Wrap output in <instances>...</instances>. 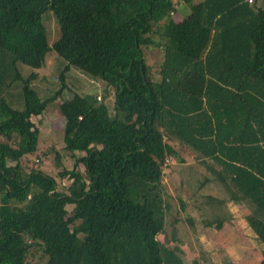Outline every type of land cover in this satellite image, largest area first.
I'll list each match as a JSON object with an SVG mask.
<instances>
[{
  "label": "trees",
  "instance_id": "trees-1",
  "mask_svg": "<svg viewBox=\"0 0 264 264\" xmlns=\"http://www.w3.org/2000/svg\"><path fill=\"white\" fill-rule=\"evenodd\" d=\"M259 3L0 0V264H30V250L44 254L45 264H185L180 248L159 240L171 210L161 179L170 158L184 162L180 151L204 170L196 193L214 184L264 226ZM47 13L57 27L52 45ZM51 51L67 64L59 90L42 100L32 86L36 73L21 67L40 69ZM153 51L160 63L150 59ZM71 66L114 90L113 115L97 97L73 95L59 106L62 148L74 165L57 176L76 179L82 165L87 186L76 193L28 159L40 134L32 117L69 91L64 72ZM200 195L190 199L201 203L204 225L219 227L228 218L226 198ZM67 205L75 208L71 216Z\"/></svg>",
  "mask_w": 264,
  "mask_h": 264
},
{
  "label": "rangeland",
  "instance_id": "rangeland-1",
  "mask_svg": "<svg viewBox=\"0 0 264 264\" xmlns=\"http://www.w3.org/2000/svg\"><path fill=\"white\" fill-rule=\"evenodd\" d=\"M261 2L262 0L259 4ZM46 15L43 20L49 44L52 45L58 38L57 27L52 14L47 13ZM174 19L178 21L181 20V17L174 16ZM150 59L153 63L161 62V56L155 51L150 53ZM66 64L62 57L51 51L46 55L44 65L40 69L33 70L24 66L21 68L23 74H29L31 71L36 73L37 79L33 81L32 86L37 90L39 97L45 100L59 90L61 85L59 77ZM64 82L69 91H64L55 100L48 101L47 108L41 116L32 117V122L40 134L37 150L28 156V159L33 162L39 159L40 164H36V166L40 170L49 176L56 177L58 185L64 191L76 193L86 189L87 186L82 165L78 166L77 180L68 176L61 180L57 176L58 172L63 169L72 170L74 165V159L62 148L64 118L60 113L59 106L70 100L73 95L97 97V100L101 98L99 100L104 102L110 114L113 115L114 90L104 81L74 66L64 72ZM16 118L14 117V119ZM12 141L14 147L22 145V141L15 133H12ZM76 155L80 157L83 153L78 152ZM180 155L184 162L180 163L179 160L170 158L161 179L165 198L169 201L171 210L167 214L165 232L159 236V240L169 247L180 248L185 264H192L194 259H200L203 264H257L264 254L263 224L252 221L243 205L230 202L214 184L205 187L203 192L196 193L194 181L203 180L202 172L204 170L200 166H196L192 153L180 151ZM56 159L61 165L56 162ZM189 167H193L190 171L192 174L188 172L187 168ZM26 171L27 168H24L23 172L26 173ZM199 194H212L217 198H226L227 202L222 208L228 218L225 217L226 220L221 222L219 227L204 225L205 213L198 207L201 203L190 199L191 195L198 196ZM66 210L71 216L75 208L73 205H67ZM174 231L176 241L172 239ZM32 251L30 250L26 255L27 262L30 264H45L47 262L44 254L33 255L35 250Z\"/></svg>",
  "mask_w": 264,
  "mask_h": 264
},
{
  "label": "built area",
  "instance_id": "built-area-1",
  "mask_svg": "<svg viewBox=\"0 0 264 264\" xmlns=\"http://www.w3.org/2000/svg\"><path fill=\"white\" fill-rule=\"evenodd\" d=\"M252 0H249V2H251Z\"/></svg>",
  "mask_w": 264,
  "mask_h": 264
}]
</instances>
